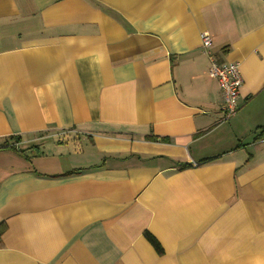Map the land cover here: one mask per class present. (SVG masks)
<instances>
[{
  "label": "crops",
  "instance_id": "1",
  "mask_svg": "<svg viewBox=\"0 0 264 264\" xmlns=\"http://www.w3.org/2000/svg\"><path fill=\"white\" fill-rule=\"evenodd\" d=\"M1 226L0 264H264V0H0Z\"/></svg>",
  "mask_w": 264,
  "mask_h": 264
},
{
  "label": "built area",
  "instance_id": "2",
  "mask_svg": "<svg viewBox=\"0 0 264 264\" xmlns=\"http://www.w3.org/2000/svg\"><path fill=\"white\" fill-rule=\"evenodd\" d=\"M201 43L204 50L209 55L210 67L208 74L210 78L216 79L222 91L223 102L221 110L224 114L223 120L227 121L237 113L239 109L238 100L243 80L240 67L236 63L220 62L212 53L213 39L207 34L201 35ZM19 143L10 145V147H18Z\"/></svg>",
  "mask_w": 264,
  "mask_h": 264
},
{
  "label": "trees",
  "instance_id": "3",
  "mask_svg": "<svg viewBox=\"0 0 264 264\" xmlns=\"http://www.w3.org/2000/svg\"><path fill=\"white\" fill-rule=\"evenodd\" d=\"M7 148H10V149H15V147H7ZM210 159H207V160H204L205 162L209 161ZM179 169L180 170H183V169H187L190 167L189 164H180L178 165ZM72 173V172H71ZM0 229H2V226L0 227ZM145 237L146 239L151 243V245L155 248V250L157 251V253L159 255H162L163 254V248L161 247L160 243L157 241V239L151 235L149 232H145Z\"/></svg>",
  "mask_w": 264,
  "mask_h": 264
},
{
  "label": "rangeland",
  "instance_id": "4",
  "mask_svg": "<svg viewBox=\"0 0 264 264\" xmlns=\"http://www.w3.org/2000/svg\"><path fill=\"white\" fill-rule=\"evenodd\" d=\"M50 152H51V150L48 149V150H47V153H50ZM43 153H44L43 148H40V155H41V156H39V157L37 158V160H40V158H43V157H42ZM44 163H45L46 166H54V159H52V157H48V158L45 159V162H44ZM58 163H59V162H58ZM58 163H56V165H57ZM39 167H40V166H39Z\"/></svg>",
  "mask_w": 264,
  "mask_h": 264
},
{
  "label": "water",
  "instance_id": "5",
  "mask_svg": "<svg viewBox=\"0 0 264 264\" xmlns=\"http://www.w3.org/2000/svg\"><path fill=\"white\" fill-rule=\"evenodd\" d=\"M32 155H33V154L31 153V151H27V152L25 153V156H26V157H32Z\"/></svg>",
  "mask_w": 264,
  "mask_h": 264
}]
</instances>
